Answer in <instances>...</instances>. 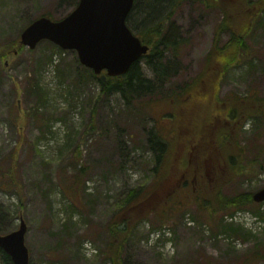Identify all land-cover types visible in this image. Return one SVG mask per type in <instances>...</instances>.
<instances>
[{
  "label": "rangeland",
  "instance_id": "374dc122",
  "mask_svg": "<svg viewBox=\"0 0 264 264\" xmlns=\"http://www.w3.org/2000/svg\"><path fill=\"white\" fill-rule=\"evenodd\" d=\"M78 1L0 0V49L20 42L22 32L39 17L65 18ZM205 1L182 3L168 29L179 49L177 58L167 55L172 67L163 94L182 92L192 99L193 108L206 104L193 100L199 88H183L203 69L222 20L221 11ZM261 17L248 39L247 62L254 60V68L246 62L231 71L222 81L221 97L246 95L252 88L264 96V14ZM227 39L224 35L223 42ZM60 54L45 41L35 50L12 47L10 57L0 60V184L13 186L0 190V205L13 218V231L21 220L27 224L30 264H111L107 226L129 191L142 189L144 197L156 191L147 136L155 125L163 133L175 125L166 114L175 113L178 102L165 105L163 98L146 97L130 106L120 94L104 97L100 85L89 82L75 51H66L54 64L52 58ZM95 104L97 122L91 131ZM239 139L247 170L238 175L237 166L230 169L235 179L229 178L223 189L227 197L254 194L264 185V116L249 119ZM163 185L155 212L137 227L126 247V264H264V205L228 212L212 201L205 209L181 190L178 175ZM193 186L191 196L198 190L197 183ZM176 190L178 195L172 197ZM164 226L172 233V243L167 238L151 246L142 243L148 228ZM87 242L97 255L84 249Z\"/></svg>",
  "mask_w": 264,
  "mask_h": 264
},
{
  "label": "trees",
  "instance_id": "16d2710c",
  "mask_svg": "<svg viewBox=\"0 0 264 264\" xmlns=\"http://www.w3.org/2000/svg\"><path fill=\"white\" fill-rule=\"evenodd\" d=\"M189 1L195 0L135 1L127 23L150 49L126 75L109 77L103 73L97 76L82 66L86 77L90 79L89 82L94 81L100 85L104 97L120 94L130 106H133L138 98L146 97L149 99L156 97V100L163 98L165 105V102L173 99L179 103L178 112H175L177 114H166V118L175 119V125L166 133L159 131L156 125L148 132V148L154 154L151 171L155 174L156 191L148 197L142 195V189L129 191L119 205L117 211L119 214L116 213L113 221L107 226L109 235L107 259L111 264H126L124 253L137 227L155 212L158 198L164 189V182L172 181L175 175L183 181L181 190L188 191L190 200L193 199L192 202L196 200L197 205H204L205 209L209 208L212 201L228 212L248 208L260 210L264 205L253 202V193H240L234 197L223 195L229 178H234L230 175V169L237 166L235 174L238 175L247 170L242 166L244 148L239 139L240 133L249 119L264 116V96L253 88L246 95L237 93L225 97L220 95L224 78L245 64L250 56L248 39L256 25L262 21L264 0L205 1L208 7L214 6L221 11L222 20L216 28L213 45L205 59L203 69L183 88L185 91L194 87L199 88V93L193 96V100L200 99L206 103L200 108H193L192 99L183 97L182 92L163 94L164 86L170 80L172 67L167 55L171 53L177 58L179 49V44L171 36V29L168 31L169 25L176 9ZM155 16L158 17L154 19ZM139 28L142 30L138 31ZM224 35H228L225 42ZM12 47L25 50L19 41L1 47V61L10 57ZM57 49L59 53L63 52L60 48ZM142 62L148 67L149 73ZM247 63L254 68L252 67L254 60ZM83 78L84 76L79 73V85H82ZM91 114L90 130L93 131L97 122V104L93 105ZM146 117L150 118L149 115ZM260 168L262 169V166ZM258 173L257 171L254 175ZM195 183L198 190L191 196L189 191L195 189L193 186ZM4 185L6 188L0 184V190L13 187L11 184ZM178 193L179 191H174L172 197ZM213 212L217 214L219 210L213 209ZM12 222L13 218L0 205V234L7 235L13 232ZM228 225L232 227V224ZM0 260L2 264H13L8 254L1 249Z\"/></svg>",
  "mask_w": 264,
  "mask_h": 264
},
{
  "label": "water",
  "instance_id": "95a60500",
  "mask_svg": "<svg viewBox=\"0 0 264 264\" xmlns=\"http://www.w3.org/2000/svg\"><path fill=\"white\" fill-rule=\"evenodd\" d=\"M134 5L135 0H80L63 20H35L22 33L21 44L34 50L42 41H49L62 50L77 52L81 65L97 76L103 72L109 77L124 76L149 52L127 24ZM253 201L264 203V188L253 194ZM27 231L21 220L18 230L0 234V249L13 264H30Z\"/></svg>",
  "mask_w": 264,
  "mask_h": 264
},
{
  "label": "built area",
  "instance_id": "2783aa9c",
  "mask_svg": "<svg viewBox=\"0 0 264 264\" xmlns=\"http://www.w3.org/2000/svg\"><path fill=\"white\" fill-rule=\"evenodd\" d=\"M162 235H164L165 237H168V238L171 237V233L169 230H163L162 232H154L150 236L149 244L150 245L155 244L162 237ZM86 249L89 252H93L92 247L89 244L86 245Z\"/></svg>",
  "mask_w": 264,
  "mask_h": 264
}]
</instances>
